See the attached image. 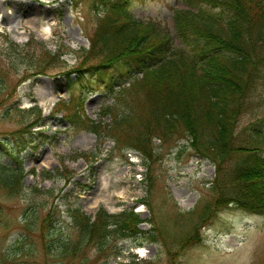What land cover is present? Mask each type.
<instances>
[{
    "label": "trees",
    "instance_id": "16d2710c",
    "mask_svg": "<svg viewBox=\"0 0 264 264\" xmlns=\"http://www.w3.org/2000/svg\"><path fill=\"white\" fill-rule=\"evenodd\" d=\"M71 1H88L96 14L95 29L87 36L89 46L81 48L75 63L66 61L64 56L74 50L62 40L52 51L45 42L30 36L22 46L7 38L8 59L13 56L9 68L18 70L16 65L26 63L24 70L28 74L22 72L20 78L26 81L46 75L48 66L57 67L68 77L99 74L117 66L126 79L122 83L112 79L104 83L105 95L111 96L112 102L102 106L97 121L87 117L82 103L70 97L59 100L52 115L64 111L69 124L96 135L99 148L110 139L114 150L140 152L146 167V194L157 179L154 168L160 156L155 150L179 138H186L197 155L214 165L215 180L211 197L187 212L181 211L171 198L173 215L162 219L145 198L138 202L151 213L147 220L133 208L110 213L99 207L92 217L74 204L66 210L73 236L64 234L57 220L60 215L54 206H49L40 223L41 245L47 254L67 257L63 264H70L80 252L82 264L92 260L108 264L121 254L118 240L141 233V222L152 223L153 229L145 238L164 246L172 244L167 241V231L186 222L189 229L185 238L178 240L184 249L200 240L202 224L224 207L231 205L248 213L264 214V156L258 144H234L237 121L247 109L245 101L264 71V0H200L199 4L219 8L214 14H201L190 5L176 10V45L166 28L134 18L127 8L130 0ZM6 73L0 59V93L7 96L0 106L11 93L5 83ZM35 109L40 113L37 106L29 111ZM255 133L264 136L258 130ZM153 139L160 144H154ZM93 156L76 152L70 158L89 161ZM13 159V165L0 162V185L9 188V195L17 193L25 175L18 156ZM63 171L57 170V175L68 183L72 172L66 167ZM31 174L36 175L34 169ZM31 228L27 224L26 229ZM25 251L28 255L27 249H17L13 255ZM168 251L173 258L176 252ZM56 264H61L60 260ZM126 264L157 263L132 256Z\"/></svg>",
    "mask_w": 264,
    "mask_h": 264
},
{
    "label": "rangeland",
    "instance_id": "374dc122",
    "mask_svg": "<svg viewBox=\"0 0 264 264\" xmlns=\"http://www.w3.org/2000/svg\"><path fill=\"white\" fill-rule=\"evenodd\" d=\"M199 3L200 0H130L128 10L145 23L166 28L176 45L179 40L174 29L175 9L190 5L201 14L219 12V8ZM95 25L96 15L88 1L0 0V59L7 70L5 83L11 91L9 99L0 106V162L13 165L16 155L25 173L17 193L9 195V188L0 185V264L66 262L67 257H55L54 253L49 256L41 245L40 223L49 206H54L60 215L57 220L64 234L73 236L66 210L74 204L91 216L99 207H113L110 212L133 208L139 211L141 219L147 220L152 215L146 205L137 203L141 198L162 219L173 215L175 205L171 198L181 211L187 212L212 195L215 168L193 151L186 138L175 139L155 150L160 156L154 168L157 179L146 194V168L138 152L114 150L111 140L99 151L93 133L69 124L62 111L51 116L53 105L70 97L82 102L87 117L98 120L102 106L112 102V97L103 91L104 82L112 79L122 83L126 79L117 66L85 77H68L59 73L57 67L48 66L46 75L26 81H20L22 72L28 74L24 70L26 63L16 65L18 70L9 68L13 56L8 59L7 38L22 46L33 36L52 51L62 40L74 50L65 55L68 64H74L81 48L88 47L86 36ZM6 97L0 93V101ZM245 105L247 109L237 121L234 144H258L264 156V136L255 133L258 130L264 135V71ZM34 106L40 113L37 109L29 111ZM153 142L160 144L158 140ZM76 152L93 154L94 160H72L70 156ZM65 167L72 172L68 183L57 175V170L63 173ZM32 169L36 175L30 173ZM94 199L107 200L95 206ZM27 224L32 228L27 230ZM139 225L141 233L118 240L121 254L108 264H126L130 254L136 252L137 258L152 259L157 264H264V214L248 213L231 205L224 207L202 224L200 240L184 249L179 247L178 240L185 238L189 229L186 222L167 231V241L172 243L169 246L145 238L153 229L152 223L145 221ZM17 249H27L28 255L26 251L13 255ZM169 249L176 252L173 258ZM91 251L86 253L93 255ZM83 258L79 252L70 264H82ZM91 263L97 264L94 260Z\"/></svg>",
    "mask_w": 264,
    "mask_h": 264
},
{
    "label": "bare ground",
    "instance_id": "6f19581e",
    "mask_svg": "<svg viewBox=\"0 0 264 264\" xmlns=\"http://www.w3.org/2000/svg\"><path fill=\"white\" fill-rule=\"evenodd\" d=\"M24 102L28 103L26 99H24ZM106 200H107V199H102V200L94 199V200H93V204L96 206V205H98L100 202H103V203L106 202ZM107 208H108V210H109V209H110V210H114L113 207H107ZM139 249H140V248H139ZM140 251H142V250L140 249Z\"/></svg>",
    "mask_w": 264,
    "mask_h": 264
}]
</instances>
